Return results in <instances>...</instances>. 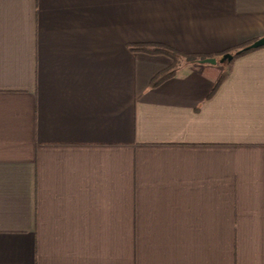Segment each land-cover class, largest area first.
<instances>
[{
	"label": "crops",
	"instance_id": "crops-1",
	"mask_svg": "<svg viewBox=\"0 0 264 264\" xmlns=\"http://www.w3.org/2000/svg\"><path fill=\"white\" fill-rule=\"evenodd\" d=\"M263 36L264 0H0V264H264V47L157 87L129 49Z\"/></svg>",
	"mask_w": 264,
	"mask_h": 264
},
{
	"label": "trees",
	"instance_id": "trees-1",
	"mask_svg": "<svg viewBox=\"0 0 264 264\" xmlns=\"http://www.w3.org/2000/svg\"><path fill=\"white\" fill-rule=\"evenodd\" d=\"M254 41V40H253ZM253 41L244 42L238 45H235L228 50L219 52L217 54H203V53H187L183 52L169 44L162 42H132L129 44V49L135 53H145L149 55H163L170 59V64L165 68L161 69L157 72L153 78L151 79L150 85L151 87H157L163 82L167 81L170 78L176 76L179 70L185 64L190 63H200V60H203L208 57H215L218 55L220 58L225 53H232L234 58L230 62H224L226 70L222 74V78H226L229 75V71L232 68L234 61L242 56L253 53L262 47L256 49H244L247 45L252 43ZM221 81H218L217 85L220 84Z\"/></svg>",
	"mask_w": 264,
	"mask_h": 264
},
{
	"label": "water",
	"instance_id": "water-1",
	"mask_svg": "<svg viewBox=\"0 0 264 264\" xmlns=\"http://www.w3.org/2000/svg\"><path fill=\"white\" fill-rule=\"evenodd\" d=\"M264 46V36L262 38H259L258 40L252 42L251 44L247 45L244 49H256L259 47ZM234 58V55L232 53H225L220 57V62H230ZM201 63L203 64H213L215 65L218 62V58L216 57H208L203 60H200Z\"/></svg>",
	"mask_w": 264,
	"mask_h": 264
},
{
	"label": "rangeland",
	"instance_id": "rangeland-1",
	"mask_svg": "<svg viewBox=\"0 0 264 264\" xmlns=\"http://www.w3.org/2000/svg\"><path fill=\"white\" fill-rule=\"evenodd\" d=\"M215 66H217V68H220L222 71L225 70V65L224 63L220 62V58L218 59V62L215 64Z\"/></svg>",
	"mask_w": 264,
	"mask_h": 264
}]
</instances>
